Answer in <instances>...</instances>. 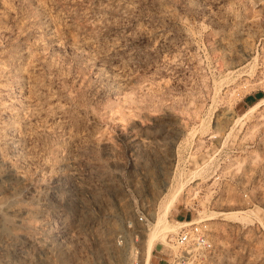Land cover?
Masks as SVG:
<instances>
[{
  "label": "rangeland",
  "instance_id": "1",
  "mask_svg": "<svg viewBox=\"0 0 264 264\" xmlns=\"http://www.w3.org/2000/svg\"><path fill=\"white\" fill-rule=\"evenodd\" d=\"M263 100L264 0H0V264H264Z\"/></svg>",
  "mask_w": 264,
  "mask_h": 264
},
{
  "label": "built area",
  "instance_id": "2",
  "mask_svg": "<svg viewBox=\"0 0 264 264\" xmlns=\"http://www.w3.org/2000/svg\"><path fill=\"white\" fill-rule=\"evenodd\" d=\"M141 220L142 217L138 216ZM205 225L201 223H188L179 227L174 235L173 242L175 249H179L176 259H184L185 255H189L194 250L208 251L211 243L205 233ZM183 262V260H181ZM128 264H140L137 251L134 249L130 256Z\"/></svg>",
  "mask_w": 264,
  "mask_h": 264
},
{
  "label": "bare ground",
  "instance_id": "3",
  "mask_svg": "<svg viewBox=\"0 0 264 264\" xmlns=\"http://www.w3.org/2000/svg\"><path fill=\"white\" fill-rule=\"evenodd\" d=\"M261 104H264V100L260 104H258L257 106H260ZM257 106H255V107H257ZM181 191H182V188H179L175 193H173L172 195H170V196H168L166 198V202L164 204V210H166L167 208H169L177 200V198L180 195V192ZM164 216H165L164 214L159 215L158 218H157V221H156L155 225L152 227L153 230H154V234L151 237V239H149V242H147V244H148V247H147V250H146L147 255L149 253V248H150V243L152 242V238H155L157 236V234H159V233L160 234H163V238H164V234H167L169 232L175 231L176 227L178 226V224L177 225L170 224L169 221H168V219L165 218ZM165 243H167V242H165ZM144 264H148V260H145V263Z\"/></svg>",
  "mask_w": 264,
  "mask_h": 264
}]
</instances>
